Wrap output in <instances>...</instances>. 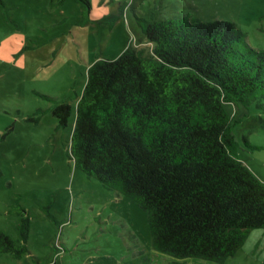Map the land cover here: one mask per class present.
I'll list each match as a JSON object with an SVG mask.
<instances>
[{"label":"rangeland","instance_id":"obj_1","mask_svg":"<svg viewBox=\"0 0 264 264\" xmlns=\"http://www.w3.org/2000/svg\"><path fill=\"white\" fill-rule=\"evenodd\" d=\"M5 0L0 6V264H264V228L225 262L157 251L148 212L76 167L70 143L88 68L147 45L138 17L232 21L264 49V0ZM69 102L70 123L53 108ZM227 102L235 152L264 181V107ZM247 140V141H246ZM24 242V241H23Z\"/></svg>","mask_w":264,"mask_h":264},{"label":"trees","instance_id":"obj_2","mask_svg":"<svg viewBox=\"0 0 264 264\" xmlns=\"http://www.w3.org/2000/svg\"><path fill=\"white\" fill-rule=\"evenodd\" d=\"M138 20L147 45L88 68L71 157L148 212L157 251L225 262L264 228V181L235 152L224 105L264 107V49L232 21ZM72 113L53 108L62 127ZM24 228V242L0 231V253L28 252Z\"/></svg>","mask_w":264,"mask_h":264}]
</instances>
